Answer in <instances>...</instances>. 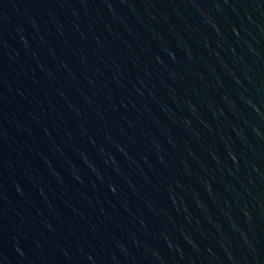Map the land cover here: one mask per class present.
Segmentation results:
<instances>
[{
    "label": "water",
    "instance_id": "water-1",
    "mask_svg": "<svg viewBox=\"0 0 264 264\" xmlns=\"http://www.w3.org/2000/svg\"><path fill=\"white\" fill-rule=\"evenodd\" d=\"M0 264H264V0H0Z\"/></svg>",
    "mask_w": 264,
    "mask_h": 264
}]
</instances>
